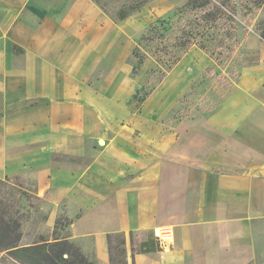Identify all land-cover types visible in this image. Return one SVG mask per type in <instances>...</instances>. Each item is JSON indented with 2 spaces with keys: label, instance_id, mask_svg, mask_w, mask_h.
<instances>
[{
  "label": "crops",
  "instance_id": "crops-1",
  "mask_svg": "<svg viewBox=\"0 0 264 264\" xmlns=\"http://www.w3.org/2000/svg\"><path fill=\"white\" fill-rule=\"evenodd\" d=\"M130 15L114 25L94 0H0V180L37 173L99 254L114 233L140 234L130 264H264V42L246 32L256 59L211 84L217 110L167 127L211 60L190 48L138 104L112 76L93 88L99 64L125 62L141 26ZM161 190L183 203L195 191L191 220L157 218Z\"/></svg>",
  "mask_w": 264,
  "mask_h": 264
},
{
  "label": "rangeland",
  "instance_id": "rangeland-1",
  "mask_svg": "<svg viewBox=\"0 0 264 264\" xmlns=\"http://www.w3.org/2000/svg\"><path fill=\"white\" fill-rule=\"evenodd\" d=\"M129 2L130 0H109L115 7L128 5ZM188 2L189 0H148L136 9L130 16L138 15L141 26L129 38L130 45L125 62L115 68L106 62L99 64L88 85L95 88L104 78L112 76L113 83L136 86L139 96L151 93L176 61L190 48L195 47L210 58L209 68L183 94L185 98L177 102L163 120V124L167 127L174 126L192 109H198L206 115L217 110L220 97L212 91L211 84L217 82L224 88L236 82L240 70L255 61L256 55L245 49L244 40L246 32L250 29L254 31L255 24L264 20V6L248 13L244 7L246 0H230V6L236 10V17L231 21L218 18L205 21L203 16L214 9L217 1H212L202 10H191L187 6ZM111 20L114 25L119 24L114 18ZM188 41L192 45L183 53L182 45ZM132 52L142 59L141 64H138ZM133 69L136 70L134 74ZM97 146L95 142H87L88 149ZM156 176L151 178L154 180ZM37 178V173H27L0 180V217L9 225L17 223V230L21 233L18 245L29 246L32 243L65 239L78 247L80 253L95 264H130L131 253L136 251L140 234L114 233L109 239L110 243L99 254L92 238L82 235L72 238V218L81 216L80 211L67 214L66 201L54 206L46 192L40 193ZM193 181L197 182L195 178ZM171 194L173 195L165 190L157 191V197L162 198V204L157 206V218H175L177 224H186L191 220L189 215L194 213L197 195L194 191L190 198H185L191 202L183 203L179 197L173 199L176 198L173 196L171 199ZM166 198L169 200L166 201ZM81 231L82 229L80 234ZM120 239L125 242L123 246L119 244ZM0 264L21 263L11 259L6 251L0 250Z\"/></svg>",
  "mask_w": 264,
  "mask_h": 264
},
{
  "label": "trees",
  "instance_id": "trees-1",
  "mask_svg": "<svg viewBox=\"0 0 264 264\" xmlns=\"http://www.w3.org/2000/svg\"><path fill=\"white\" fill-rule=\"evenodd\" d=\"M98 6L112 18L117 21H121L128 17L131 13L135 12L136 9L140 8L148 0H130L128 5L113 6L109 3V0H94ZM215 0H189L187 6L192 10H202L211 4ZM213 10L207 11L203 16L204 20L212 18H218V20L226 19L231 21L232 18L236 17V10L230 6V0H216ZM245 10L248 13L252 12L253 9H259L264 6V0H246ZM246 16V14H245ZM254 32L260 37L261 41L264 42V20H259L254 26ZM192 45L191 41L185 42L182 45V52L188 49ZM185 53V52H183ZM134 58L138 60V64H141L142 59L132 52ZM177 62V61H176ZM136 72L133 69L132 73ZM149 93H144L139 96V92L134 96L136 103L143 102ZM185 95L181 98L184 99ZM214 112V111H211ZM13 226V227H12ZM122 235V234H120ZM118 234V236H120ZM21 238V233L17 230V223L14 222L9 225L5 220L0 217V250L6 251L7 255L18 261L21 264H95L92 261L86 259L73 243L67 242L65 239H57L53 242H40L32 243L29 246L18 245ZM107 237V243H110ZM123 239H120V245H124ZM124 264V263H122Z\"/></svg>",
  "mask_w": 264,
  "mask_h": 264
},
{
  "label": "built area",
  "instance_id": "built-area-1",
  "mask_svg": "<svg viewBox=\"0 0 264 264\" xmlns=\"http://www.w3.org/2000/svg\"><path fill=\"white\" fill-rule=\"evenodd\" d=\"M155 236H156L157 239L163 240V238L160 236L159 232H157V233L155 234Z\"/></svg>",
  "mask_w": 264,
  "mask_h": 264
}]
</instances>
